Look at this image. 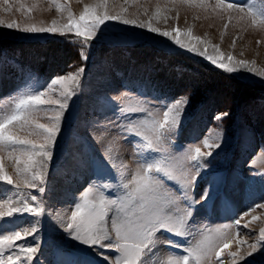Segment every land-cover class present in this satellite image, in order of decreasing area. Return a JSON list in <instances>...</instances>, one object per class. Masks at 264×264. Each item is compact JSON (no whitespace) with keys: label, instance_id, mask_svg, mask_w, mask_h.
Here are the masks:
<instances>
[{"label":"rangeland","instance_id":"obj_1","mask_svg":"<svg viewBox=\"0 0 264 264\" xmlns=\"http://www.w3.org/2000/svg\"><path fill=\"white\" fill-rule=\"evenodd\" d=\"M218 2L220 0H191V3L180 0L176 3L173 0H9L11 11H5L8 5L0 0V19L16 21L22 25L35 23L45 26H51L54 20L58 25L67 24L68 10L78 18L86 5L92 7L106 3L109 14H122L127 18L143 21L152 19L154 26L162 30L173 31L178 27L182 33L191 32V37L181 35V39L199 37L204 43L198 47L209 46L208 51L211 53L212 46L215 45L225 56L232 55L236 60L249 61L253 67L252 72L241 67L239 71L229 73L212 65L204 57L179 48L165 37L115 21H108L101 26L96 38L91 41L92 46L87 49V61L81 59V45L72 42V33L65 36L34 34L0 27V48H5L0 51V115L14 106L9 97L14 99L28 91H47L46 85L52 79L75 73L81 66L85 69L80 80L79 94L72 98L69 109L65 112L61 136L58 138V151L47 172L42 197L45 215L35 217L17 214L4 218L5 221L16 220V225L0 221V225L8 229L16 226L28 228L31 226L29 221H41L37 233L40 251L32 264H37V260L40 264H109L96 251L69 239L60 227V217L66 218V214L74 210V204L79 201L96 174L102 170L104 175H108L107 157L104 153L109 141L116 139L113 153L117 161L127 165V175L134 172L138 162L149 155L145 150L139 153L134 150L132 141L138 138L128 136L124 139L120 135L117 127L121 123L119 106L124 101L118 97L122 96L125 101L138 99L148 102L149 108H162L170 102L186 100L180 126L169 134V150L177 157L180 150L188 146H199L202 151L207 152L202 140H212L219 132L223 133L221 148L213 150L212 157L207 158L211 162L210 166L201 171V176L205 179L198 178L193 191L194 198L199 199L206 182H213V187L210 188L211 203L207 209L203 207L207 201L196 205L197 210L189 221L190 236L172 239L188 245L198 240L203 230L232 224L238 216L248 212V215L243 216L241 225L232 228L233 235L237 231L239 235L220 259L225 264H231L229 252L239 250L243 255L247 244L256 242L260 229L264 227V208L251 211L253 205L264 203V78L255 74L257 70H264V26H253L248 18L241 20L239 17L243 13L216 8ZM223 2H234L245 9L252 3L257 9L264 7V0ZM21 3L25 9L31 8L32 11H21ZM202 3L207 4V7L199 6ZM57 5L64 6L66 10H58ZM157 8L161 15L158 17ZM104 10L98 8L97 13L102 14ZM164 17L168 19L165 20ZM51 40H55V44ZM192 42L195 43V40ZM151 58L170 59L180 65L179 69L190 73L193 78L188 79L189 91L177 95L175 93L178 88L173 83L165 82L160 85L157 79L154 80L153 77L158 75L150 63ZM186 63L188 69L191 67L190 70L183 68ZM207 73L212 78L200 81L202 74ZM171 75L169 72L168 79H175ZM175 81L178 82L176 79ZM218 89L221 90L217 93ZM59 92L60 88L57 86L51 93L52 98L58 99ZM55 107L41 106L45 109ZM224 113L227 115L220 120L215 119L218 114ZM39 122L49 123L44 112L39 114ZM17 134L21 137L28 136L27 130L17 129ZM98 134L104 136V141L96 140ZM3 157L6 171L16 180L14 159L9 158L6 153ZM173 164L178 171L182 166H190L184 165L179 158ZM112 172L115 173V170ZM168 185L177 195L180 194L179 185L172 181ZM11 187L0 182V197L5 195V189ZM21 190L37 194L34 189L23 186ZM180 203L183 205L184 201ZM49 212L52 213L51 216ZM253 217L259 219L253 221ZM245 223H249L247 228L243 227ZM164 235L158 234L162 238ZM32 239L33 237H28L29 242ZM238 241L245 243L240 244ZM99 251L109 257L116 255L109 249ZM174 254H183V251L170 249L160 243L148 258V264H163ZM253 258L257 264L264 258V242L260 251L253 253L252 257L245 256L238 264H248ZM205 264H219V261L213 257L205 261Z\"/></svg>","mask_w":264,"mask_h":264},{"label":"snow or ice","instance_id":"obj_2","mask_svg":"<svg viewBox=\"0 0 264 264\" xmlns=\"http://www.w3.org/2000/svg\"><path fill=\"white\" fill-rule=\"evenodd\" d=\"M176 2L177 0H173V3ZM180 2L191 3V0H180ZM3 3L8 5L5 11H11L9 0H3ZM199 6L207 7V4L202 3ZM57 8L61 11L66 10L62 5H57ZM98 8L105 10L102 14H98ZM216 8L243 13L239 17L241 20L248 18L253 26H264V7L257 9L254 3L249 4L245 9L234 2L225 3L220 0ZM20 10L29 13L32 11L31 8L25 9L23 3L20 4ZM156 15L157 17L160 15L159 8L156 10ZM164 19L167 20L168 17ZM108 21L146 29L149 33L165 37L179 48L204 57L212 65L229 73L237 72L241 67L249 72L253 71L252 64L244 60H235L232 55L225 56L217 46H213L211 53L207 46L198 47L199 44L204 43L199 37L187 41L180 38L181 35L191 37V32L182 33L178 27L173 31L162 30L154 26L152 19L143 21L138 18H127L122 14H109L106 3L92 7L86 5L78 18L68 10V23L63 25H58L55 20L52 21L51 26H45L35 23L22 25L16 21L0 19V27L22 33H50L60 36L72 33L74 34L72 42L81 45V59L87 61V49L92 46L91 41L96 38L101 26ZM193 39L195 43L192 42ZM84 71V67L81 66L75 73L52 79L46 85L47 91H28L14 99L8 98L12 100L14 106L0 115V182L12 187L5 189V195L0 197L3 201L0 202V221L16 225V220L5 221L4 218L14 217L17 214L19 216L29 214L35 217L45 215L42 197L45 192L47 172L58 151V138L61 136L65 112L68 111L72 98L79 94L80 80ZM255 74L264 78V70H257ZM57 86L60 88L59 98L53 99L51 93ZM118 99L124 101L119 106L121 123L117 127L120 129V135L124 139L128 136L138 138L132 141L134 150L137 153L145 150L149 155L138 162L134 172L127 175V165L117 161L113 153L116 139L109 141L104 153L107 157L108 175H104L102 170L95 175L87 190L74 204V210L66 214V218L60 217V227L67 233L69 239L96 251L109 264H148V258L160 243L170 249L183 251V254L168 257L163 264H205V261L213 257L219 261V264H225L220 258L239 235L238 231L233 235L231 230L234 226L241 225L243 216L248 215V212L238 216L232 224L203 230L200 238L188 245H182L172 239V237L190 236L189 221L197 210L196 205L201 201H207L208 203L203 205L207 209L208 204L211 203L210 188L213 187V182H206L199 199L194 198L193 191L197 179H205L201 176V171L206 170L211 164L207 158L212 157L214 149L221 148L222 131L212 140L208 138L202 140L203 146L208 149L207 152L202 151L199 146H188L181 149L177 157L169 150L168 145L171 142L169 134L174 133L180 126L186 100L170 102L162 108H149L148 102L145 101L138 99L125 101L123 96ZM42 105L56 107L45 109L41 108ZM41 112L48 116L49 123L39 122ZM49 112L51 115H48ZM136 113L145 115H133ZM226 115L227 113L218 114L215 119L220 120ZM17 129L27 130L28 136L21 137L17 134ZM95 138L97 141H104L103 135L98 134ZM5 153L15 161L16 180L4 167ZM153 153L159 155L152 156ZM177 158L184 165L190 166H182L178 171L173 164ZM113 169L115 173L112 172ZM116 173L119 175L117 176ZM169 181L179 185V195L168 185ZM21 186L34 189L37 194L23 192ZM181 201H184L183 205ZM256 208H264V203L253 205L251 211H255ZM51 215L52 213L49 212V216ZM256 219L259 218L253 217V221ZM28 223L31 225L28 228L16 226L8 229L0 225V264H32L40 251V238L37 233L41 221ZM249 223H245L243 227L247 228ZM158 234L165 235L162 238ZM30 236L33 239L29 242ZM18 241L24 243H17ZM262 242H264V227L260 229L256 242L247 244V250L243 255L239 250L228 253L231 264H238V261L245 259V256L252 257L253 253L260 251ZM238 243L244 244L245 241ZM101 249L113 250L116 255L109 257L99 251ZM37 264H40L39 260ZM69 264H79V262H69ZM248 264H257V261L253 258ZM259 264H264V258Z\"/></svg>","mask_w":264,"mask_h":264},{"label":"trees","instance_id":"obj_3","mask_svg":"<svg viewBox=\"0 0 264 264\" xmlns=\"http://www.w3.org/2000/svg\"><path fill=\"white\" fill-rule=\"evenodd\" d=\"M0 49H1L0 51L2 52V50L5 49V48L3 47V49L2 48H0ZM138 59L141 60V58H138ZM151 60L152 61H150V63L152 64V66L154 67V71L158 75L156 78L153 77V79L154 80L157 79L156 81L159 82L160 85H164L165 82L167 84H169V83L172 84L173 83L178 88L177 91H176V93H175L177 95H178V93L180 94L181 92L183 93L185 91H189L190 87L188 86L189 85L188 84V79L189 78H193V76L190 75V73H187L186 71H184L182 69H179V66L180 65H178L176 63H173L174 61L172 62V60H170V59L162 58L161 60H159V59H156L155 60V59H152L151 58ZM183 68H185L187 70H190L191 69V67H190V69H188L187 63H186V67H183ZM169 72H170V75L172 73L171 76L174 77L176 80H178V82H176L175 79H171V80L168 79L167 76L169 75ZM178 75H180L179 78H178ZM211 78H212V76L209 73H207L206 75L202 74V76L200 77V81L201 80L211 79ZM197 81H199V80H197ZM180 82H181V85L179 84ZM204 82H206V81H204ZM200 84H202V83H200ZM196 90H197V88L195 89V91ZM220 90L221 89L216 90L217 93ZM192 92H194V91H192Z\"/></svg>","mask_w":264,"mask_h":264},{"label":"bare ground","instance_id":"obj_4","mask_svg":"<svg viewBox=\"0 0 264 264\" xmlns=\"http://www.w3.org/2000/svg\"><path fill=\"white\" fill-rule=\"evenodd\" d=\"M161 16V15H160ZM192 39V38H191ZM208 40V39H207ZM53 41H55V40H53ZM52 40H51V42H53ZM187 41V40H186ZM208 42V41H207ZM54 43V42H53ZM53 43H50V44H53ZM56 43H57V41H56ZM55 44V43H54ZM208 44V43H207ZM52 46V45H51ZM212 46V45H211ZM215 46V45H214ZM202 47V46H201ZM209 47V46H208ZM213 47V46H212ZM236 54V53H235ZM249 59V58H248ZM236 60V59H235ZM261 61V60H260ZM249 62V61H248ZM252 63V62H251ZM3 72V71H2ZM3 81V80H2ZM8 81V80H7ZM2 85V84H1Z\"/></svg>","mask_w":264,"mask_h":264}]
</instances>
